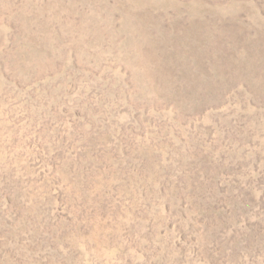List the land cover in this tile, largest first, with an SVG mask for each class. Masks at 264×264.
<instances>
[{
	"label": "rangeland",
	"instance_id": "obj_1",
	"mask_svg": "<svg viewBox=\"0 0 264 264\" xmlns=\"http://www.w3.org/2000/svg\"><path fill=\"white\" fill-rule=\"evenodd\" d=\"M0 264H264V0H0Z\"/></svg>",
	"mask_w": 264,
	"mask_h": 264
}]
</instances>
